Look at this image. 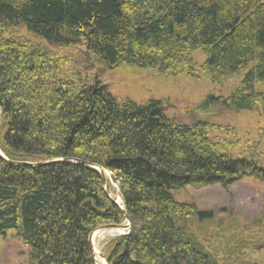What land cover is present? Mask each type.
Masks as SVG:
<instances>
[{
	"label": "trees",
	"instance_id": "16d2710c",
	"mask_svg": "<svg viewBox=\"0 0 264 264\" xmlns=\"http://www.w3.org/2000/svg\"><path fill=\"white\" fill-rule=\"evenodd\" d=\"M79 41L111 68L241 76L220 100L264 113V0H0V235L16 229L31 264H98L90 235L126 216L109 178L69 161L85 160L115 177L132 224L101 247L108 264H264L247 258L264 251V210L218 260L216 237L194 238L175 220L197 204L172 193L245 175L264 180L261 140L207 120L178 122L161 99L119 100L64 53ZM52 159L68 161L9 162Z\"/></svg>",
	"mask_w": 264,
	"mask_h": 264
},
{
	"label": "rangeland",
	"instance_id": "374dc122",
	"mask_svg": "<svg viewBox=\"0 0 264 264\" xmlns=\"http://www.w3.org/2000/svg\"><path fill=\"white\" fill-rule=\"evenodd\" d=\"M64 53L73 55L74 66L76 64L75 68L83 71L85 79L90 83L101 80L119 100L142 102L161 99L166 114L178 122L191 123L201 119L233 126L240 136L259 139L262 148L264 147L262 109L235 110L220 100L228 97L240 86L241 76L215 82L206 73H200V78L187 74L166 78L152 69L131 66L111 68L103 58L90 53L82 41L72 43ZM193 57L197 64H202L206 59L201 50L193 53ZM260 162L264 164V155ZM105 177L112 184L109 189L111 196L117 199L120 193L119 184L113 182L108 174ZM172 193L181 202L197 204L198 210L192 217H179L175 220L178 223L185 222L194 238L205 235L216 237L222 249L218 260L229 255L243 234L240 225L254 219L264 210V180L254 175L241 176L227 186L220 182L202 186L188 184L173 189ZM118 234L109 230L94 237L96 260L99 263L105 264L101 258V247ZM30 251L31 247L24 242L16 229L0 235V264H31ZM247 258L264 262V251L252 250Z\"/></svg>",
	"mask_w": 264,
	"mask_h": 264
},
{
	"label": "water",
	"instance_id": "95a60500",
	"mask_svg": "<svg viewBox=\"0 0 264 264\" xmlns=\"http://www.w3.org/2000/svg\"><path fill=\"white\" fill-rule=\"evenodd\" d=\"M0 156H2L3 158L7 159L4 156V154L2 153L1 150H0ZM61 161H68V160L52 159V160L43 161V162H40V163H30V162L10 161L9 160V162L11 164H14V165H26L27 164V165H36V166H38V165H46V164H54V163H58V162H61ZM69 161L77 162V163H80V164H83V165H86V166H89V167H93V168L97 169L104 176L108 174L111 177L112 181L116 182L115 177L112 175V173L109 170H107L106 168H104V167L89 163V162H87L85 160H80V161L69 160ZM119 191H120V187H119ZM114 202L120 207L122 212L125 214L128 223H126V224H124V223L123 224H108V225L103 226V228H119V229H122L123 231H127V232H122L121 234H125V233L131 232L132 224H131L129 216L127 215V212H126L124 204H120L116 199H114ZM90 244H91L93 252L96 255L97 250H96L95 244H94L93 233L90 235ZM101 258H103L105 260L106 264H108V260L103 255H101ZM98 264H100V263L98 262Z\"/></svg>",
	"mask_w": 264,
	"mask_h": 264
},
{
	"label": "bare ground",
	"instance_id": "6f19581e",
	"mask_svg": "<svg viewBox=\"0 0 264 264\" xmlns=\"http://www.w3.org/2000/svg\"><path fill=\"white\" fill-rule=\"evenodd\" d=\"M116 200H117L120 204H123V202L121 201L120 193H118V196H117V199H116ZM109 230H113V231H116V232H118V233L123 232V230H122V229H119V228H101V229L96 230V231L94 232V234H93V238H94L95 236H97L98 234H101V233L106 232V231H109ZM103 260H104V259H103ZM104 262H105V260H104Z\"/></svg>",
	"mask_w": 264,
	"mask_h": 264
}]
</instances>
